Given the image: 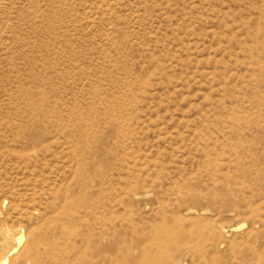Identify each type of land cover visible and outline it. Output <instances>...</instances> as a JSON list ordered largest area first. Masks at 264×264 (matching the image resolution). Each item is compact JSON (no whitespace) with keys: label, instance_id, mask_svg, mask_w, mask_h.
<instances>
[{"label":"rangeland","instance_id":"obj_1","mask_svg":"<svg viewBox=\"0 0 264 264\" xmlns=\"http://www.w3.org/2000/svg\"><path fill=\"white\" fill-rule=\"evenodd\" d=\"M8 233L9 264H264V0H0Z\"/></svg>","mask_w":264,"mask_h":264},{"label":"bare ground","instance_id":"obj_2","mask_svg":"<svg viewBox=\"0 0 264 264\" xmlns=\"http://www.w3.org/2000/svg\"><path fill=\"white\" fill-rule=\"evenodd\" d=\"M8 234L7 236L12 240V244L5 242L6 244L4 243L3 246L0 245V264H9V257L17 253L23 245V235L21 233Z\"/></svg>","mask_w":264,"mask_h":264}]
</instances>
